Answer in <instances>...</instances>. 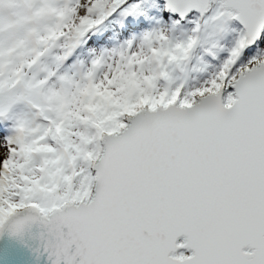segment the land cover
Instances as JSON below:
<instances>
[{
    "label": "snow or ice",
    "instance_id": "6c2138e0",
    "mask_svg": "<svg viewBox=\"0 0 264 264\" xmlns=\"http://www.w3.org/2000/svg\"><path fill=\"white\" fill-rule=\"evenodd\" d=\"M0 264H264V0H0Z\"/></svg>",
    "mask_w": 264,
    "mask_h": 264
}]
</instances>
